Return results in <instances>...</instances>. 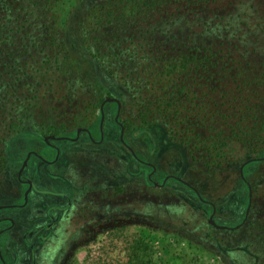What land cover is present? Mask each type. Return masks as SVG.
<instances>
[{"label":"trees","instance_id":"obj_1","mask_svg":"<svg viewBox=\"0 0 264 264\" xmlns=\"http://www.w3.org/2000/svg\"><path fill=\"white\" fill-rule=\"evenodd\" d=\"M112 82L126 130L162 127L203 199H264V0H0V144L91 127Z\"/></svg>","mask_w":264,"mask_h":264},{"label":"rangeland","instance_id":"obj_2","mask_svg":"<svg viewBox=\"0 0 264 264\" xmlns=\"http://www.w3.org/2000/svg\"><path fill=\"white\" fill-rule=\"evenodd\" d=\"M73 5L71 2L69 7ZM111 85L113 92V82ZM116 95L115 101L120 104L117 112L112 114L111 108L110 113L102 112L104 123L97 119L88 133L99 141L101 128L105 132L101 142H93L80 128L79 133L72 128L68 135L54 137L36 133L30 127L0 144L7 160L0 176L6 197L0 204L18 201L33 206L31 211L35 210L37 218L47 215L44 194L65 193L63 181L57 176H68L75 187L70 189L71 220L54 225L53 233L44 229L42 233L34 232V228H45L47 223L25 225L23 219L16 233L11 231L14 237L21 234V245L17 247L22 254L20 261L264 264V199L253 205L250 193L249 201L238 195L210 207L187 182V153L167 141L162 127H150L145 134L129 133L119 123L122 103ZM107 97L105 103L113 101ZM77 133L78 139L67 138ZM48 142L61 151L54 165L48 164L54 155L46 149ZM32 173L37 175L33 180L29 177ZM25 178L30 180L23 182ZM80 190L85 193L81 195ZM242 191L245 194V189ZM3 238L6 247L10 237ZM141 240L149 244L148 251L139 249Z\"/></svg>","mask_w":264,"mask_h":264},{"label":"flooded vegetation","instance_id":"obj_3","mask_svg":"<svg viewBox=\"0 0 264 264\" xmlns=\"http://www.w3.org/2000/svg\"><path fill=\"white\" fill-rule=\"evenodd\" d=\"M115 97H117V95L115 93L113 94V92H112L111 98L115 99ZM107 98L108 97H106V100H107ZM118 98H119V96H118ZM106 100H105V102H106ZM119 101H121L120 98H119ZM105 102L102 105V112H104V113L105 112L110 113L109 109L111 108L113 110L112 114H114L117 112V110L120 107V104H119V106L117 104L118 100H117V102H115V101L108 102V103H105ZM121 103H122V101H121ZM103 107H104V111H103ZM114 107H116V110H114ZM122 109H123V103H122L121 110ZM102 119L103 118L101 116L100 123H104L105 120L103 119V121H102ZM119 123H121L120 120H119ZM100 127H101V124H100ZM90 128L91 127L80 128L81 130H83L81 133L86 134L87 135L86 137L91 139L93 142L94 141L95 142H101L102 138L105 139V132L102 131V129L100 128V132H99L100 133V140L96 141L94 136L88 135L89 130H91ZM80 129L78 130V133H79V131H81ZM78 133L76 134V136L67 137V138H70L72 140H76L79 138ZM52 136H54V135H52ZM54 137H56V136H54ZM80 140H81V138H80ZM52 146H54V145L52 143H49V142L46 145V149H49L48 150L49 152L50 151H51V153L54 152V155H52V160L50 162H48V164H50V165H54L53 163H55L57 161V158L59 157V155L61 153V151L56 150ZM67 162H68V167L69 166L71 167L70 162L69 161H67ZM57 165H59V164H57ZM4 171L5 170H0V176H1L2 172H4ZM34 176L36 177L37 175H34L32 173V177H31V175L29 177H30V179L33 180ZM168 176H170V175H168ZM51 177L54 178V177H56V175L52 174ZM57 177H59L60 180L63 181L62 183L64 185L65 193L63 195H60V196H57L56 194L50 195V193H48V194L46 193L47 196H46V194H44L45 195V201H46L45 207L48 208V211L46 210L47 215H45V216H41V217L37 216V218H36L35 210L31 211V210H33V206L32 207L30 206L31 207L30 208L29 206H27V205L25 206V204H21L18 201H12L11 203H5L4 202V203L0 204V264H24V262H25V260L20 261L22 254H20L19 249H17V247L19 248L21 245V242H19L21 239V234L18 235L20 237H14V236H12V232H11L13 230L15 231V230L19 229V227L22 225V223L20 221L21 219L24 220L25 225H27V224L28 225H30V224L35 225L39 222L47 223L45 228H43V227H39L38 229L34 228V232L40 231V233H42L45 230V232H47L48 234L54 232V230H55L54 225H57L58 223L63 224V221H65V220L66 221L71 220V218L69 217V214L73 208V200L70 197V195H72V193L70 192V189L71 188H72V190H73V188L75 189L74 183L68 178V176H66L64 174L59 175ZM30 179L25 178L23 180V182H28ZM2 189L3 188L0 187V201H2V200L4 201V199L6 197L5 194H3L4 191H2ZM80 191H81L80 192L81 195H82V193L83 194L85 193V191H83V190H80ZM9 199H11V198H9ZM206 202H208L210 207L214 208V204H212L208 200H206ZM81 214H83V216L85 215L84 209L81 210ZM6 215H8V216H6ZM17 217H18V220H17ZM6 224H8V226H6ZM15 233H16V231H15ZM3 237H10V241L6 247H5V244L2 243L3 239H4ZM33 264H38V262L35 261V262H33Z\"/></svg>","mask_w":264,"mask_h":264},{"label":"water","instance_id":"obj_4","mask_svg":"<svg viewBox=\"0 0 264 264\" xmlns=\"http://www.w3.org/2000/svg\"><path fill=\"white\" fill-rule=\"evenodd\" d=\"M113 101H115V99H113ZM117 101V100H116Z\"/></svg>","mask_w":264,"mask_h":264}]
</instances>
